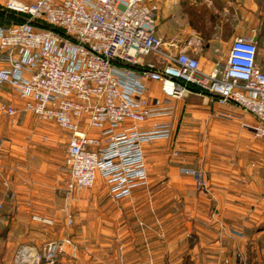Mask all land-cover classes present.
<instances>
[{
	"label": "built area",
	"instance_id": "1",
	"mask_svg": "<svg viewBox=\"0 0 264 264\" xmlns=\"http://www.w3.org/2000/svg\"><path fill=\"white\" fill-rule=\"evenodd\" d=\"M0 8L27 17L8 28L0 27V89L7 87L19 100L0 99V116L13 120L29 113L67 137L60 166L62 206L47 214L27 204L31 223L40 230L62 223L69 232L75 193L92 188L98 176L115 204L144 189L143 147L170 140L173 102L186 94L209 95L219 107L237 108L251 116L253 123L248 124L227 110L213 115L238 120L264 146V72L256 63L253 33L233 38L223 63L217 62L206 73L183 51L169 54L161 49L163 41L154 32L158 6L153 0H0ZM148 55L157 57L158 64L146 60ZM146 82L158 85L159 97L150 95ZM10 143V139H0L4 190L0 211L15 195L8 175L20 174L21 162L28 159L19 152L20 163L4 166ZM28 148L19 146L20 150ZM178 152L172 146L168 153L179 165L178 173L206 194L203 173L183 166ZM66 250L71 258L78 253L69 234L41 244L40 249L22 247L14 264H54ZM234 258L241 264L239 253Z\"/></svg>",
	"mask_w": 264,
	"mask_h": 264
},
{
	"label": "crops",
	"instance_id": "2",
	"mask_svg": "<svg viewBox=\"0 0 264 264\" xmlns=\"http://www.w3.org/2000/svg\"><path fill=\"white\" fill-rule=\"evenodd\" d=\"M153 1L158 6L154 32L163 41L162 50L169 54L183 51L207 73L217 62L223 63L233 38L253 33L256 63L264 72V0ZM190 24H201L202 37ZM146 86L152 97H159L156 83L146 82ZM0 99L17 102L7 87L0 89ZM218 110L253 123L248 114L221 108L209 95L186 94L175 104L176 114L171 119L172 129L177 127L175 134L169 141L143 147L148 177L145 188L157 190L152 199L158 206L151 209L149 198L131 197L122 201L127 207L124 212L78 213L71 230L78 253L71 258L66 250L59 264H181L184 256L191 264H223L224 258L227 264H237L236 252L241 264H264V146L252 139L250 130L241 128L238 120L215 118ZM7 132L0 121V139H10ZM10 140L3 162L7 167L21 162L16 144ZM66 142L67 137L63 153ZM164 144H168L165 150ZM172 146L178 148L183 166L203 173L206 194L178 173V164L168 157ZM41 152L37 151L33 161L21 162L27 168L25 176L8 175L15 195L3 206L13 205L16 216H21L17 210L22 205L25 209L28 202L43 206L38 210L45 211L52 201L54 182L48 174L57 168L44 163L41 158L47 160L48 156ZM0 191L1 199L2 186ZM78 199L77 209L81 210L94 201L92 197ZM13 238L11 226H0V264L9 245H14L9 242Z\"/></svg>",
	"mask_w": 264,
	"mask_h": 264
},
{
	"label": "rangeland",
	"instance_id": "3",
	"mask_svg": "<svg viewBox=\"0 0 264 264\" xmlns=\"http://www.w3.org/2000/svg\"><path fill=\"white\" fill-rule=\"evenodd\" d=\"M260 39H258L259 42ZM258 45H260L258 43ZM220 55V54H219ZM158 60L157 57L155 56H149L146 58V60ZM10 93L11 96L13 94L10 92L9 89H7ZM14 97V96H13ZM184 97V96H183ZM183 97L177 101L174 102L173 104V115L176 112L175 111V104L176 102H179L183 99ZM15 100L17 101L16 103L19 102V100L14 97ZM195 104H198V102L195 100ZM176 114V113H175ZM172 115V116H173ZM0 121H2V124L7 128L8 132L5 136L7 138H10L14 141V143L17 146V151L18 152H23L25 156H28L29 161H33L34 158L37 156V151L39 154H42L41 149L43 150L44 155L48 156V159L46 158H41L44 163H47L48 165H52L53 167L57 168L56 172H52V174H48L49 178L52 179V182H54V188L51 189V199L50 204L45 207V211H40L43 213L47 214H53L56 213L58 208H60L63 204V197H64V192L62 191V186H63V176L60 171V166L64 162V146H65V140H66V135L63 131L58 129L56 126L53 124H48V123H43L41 122L38 118L35 116L29 114V113H20V115L13 119L9 120L8 118L0 116ZM175 126V125H174ZM172 127V126H171ZM177 127L172 129L171 136H173L176 132ZM175 131V132H174ZM48 137L47 140H44L43 137ZM169 141V140H167ZM29 146L27 151L24 149L20 150L19 146ZM34 148H33V147ZM52 148L51 150L49 149ZM33 148V149H32ZM168 144H164L162 146V149H167ZM33 150V151H32ZM34 154H32V152ZM167 151V150H166ZM165 151V152H166ZM48 152V153H47ZM168 152V151H167ZM29 153V154H28ZM33 156V157H31ZM24 157V156H23ZM165 160L168 163L169 158L166 156ZM176 165V164H174ZM24 166V169L21 171V174L23 173L25 176V172L27 168ZM177 169L179 165H176ZM147 182H148V177H147ZM1 186V182H0ZM1 192V191H0ZM155 192L157 190H154L153 188H145V189H138L134 191L132 197H139V198H149L150 199V205L148 207L156 208V205L158 206V203H154L153 197L155 196ZM77 202L79 201V197L81 199L83 198H90L92 197L94 199L92 204L84 205L83 210L77 209V202L75 205L72 206V213L73 217L77 216L78 213L84 212V213H116V212H124L127 207L124 204L125 202H120L118 204H115L110 201L108 193H107V187L105 182L98 176L96 178V181L92 188L90 189H84V190H79L75 193ZM13 199V198H12ZM11 199V200H12ZM62 200V204L60 205V201ZM11 200H7L6 202H10ZM54 200V201H53ZM55 202V203H54ZM27 204L25 205V209H23V205L21 206V210H17V213L21 214L16 216V209L11 206V204L6 205L0 211V226L7 229V228H12V232L14 234V238L9 241L10 243H13L14 245H9V251L6 252V255L4 256V262L3 264H14L15 258L22 247H36L37 249L41 248V244L51 241V240H57L64 236L65 234H69L70 237L73 238L74 242L78 245L76 242V239L73 235L74 226L75 224L73 223V228H70V232H67L66 229H63L62 231V223H57L54 227L51 226L48 229L42 231L40 230V227L31 223L30 220V214L27 212ZM36 209L38 210L39 208L43 207L38 204H34ZM39 211V210H38ZM8 216V217H6ZM16 216V217H15ZM3 217V220H2ZM12 217V218H11ZM11 218V219H10ZM33 226L35 230H30V228ZM61 226V227H59ZM27 227L29 231L27 232ZM184 228V226H181ZM65 230V231H64ZM9 243V244H10ZM61 256H64V253H61L60 255L57 256L56 262L54 264H59V261L61 259ZM39 264H44V263H39Z\"/></svg>",
	"mask_w": 264,
	"mask_h": 264
},
{
	"label": "trees",
	"instance_id": "4",
	"mask_svg": "<svg viewBox=\"0 0 264 264\" xmlns=\"http://www.w3.org/2000/svg\"><path fill=\"white\" fill-rule=\"evenodd\" d=\"M27 19L26 15L19 14L11 11H7L3 8H0V27L2 28H8L10 25L21 23ZM191 27L198 33L200 37H202V28L201 24H190ZM58 31L57 29H55ZM152 56L148 55L147 57ZM146 57V58H147ZM153 62L157 63V60H152ZM189 89L193 91H198L197 88H194L192 86H187ZM181 264H191L186 256L183 257Z\"/></svg>",
	"mask_w": 264,
	"mask_h": 264
},
{
	"label": "water",
	"instance_id": "5",
	"mask_svg": "<svg viewBox=\"0 0 264 264\" xmlns=\"http://www.w3.org/2000/svg\"><path fill=\"white\" fill-rule=\"evenodd\" d=\"M252 41H253V42H256V37H254V38L252 39Z\"/></svg>",
	"mask_w": 264,
	"mask_h": 264
}]
</instances>
